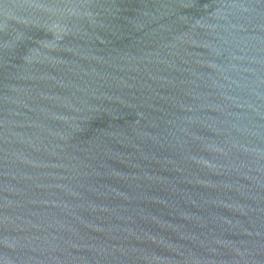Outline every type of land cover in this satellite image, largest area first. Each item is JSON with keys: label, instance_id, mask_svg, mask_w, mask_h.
<instances>
[{"label": "water", "instance_id": "water-1", "mask_svg": "<svg viewBox=\"0 0 264 264\" xmlns=\"http://www.w3.org/2000/svg\"><path fill=\"white\" fill-rule=\"evenodd\" d=\"M0 264H264V0H0Z\"/></svg>", "mask_w": 264, "mask_h": 264}]
</instances>
